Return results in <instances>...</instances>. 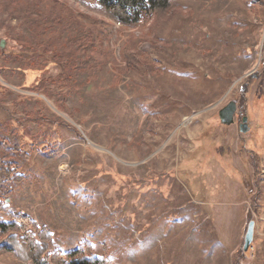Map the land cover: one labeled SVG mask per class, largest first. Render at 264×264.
I'll return each instance as SVG.
<instances>
[{"label": "rangeland", "instance_id": "rangeland-1", "mask_svg": "<svg viewBox=\"0 0 264 264\" xmlns=\"http://www.w3.org/2000/svg\"><path fill=\"white\" fill-rule=\"evenodd\" d=\"M96 6L0 0V221L110 264H264V0Z\"/></svg>", "mask_w": 264, "mask_h": 264}, {"label": "trees", "instance_id": "trees-1", "mask_svg": "<svg viewBox=\"0 0 264 264\" xmlns=\"http://www.w3.org/2000/svg\"><path fill=\"white\" fill-rule=\"evenodd\" d=\"M166 5L168 0H98L96 7L121 22L138 21L143 13L155 12ZM13 171L14 167L0 164V183L12 176ZM8 213L11 220L0 221V231L6 235L0 252L14 251L23 264H110L106 257L93 255L90 244L86 243L66 252L49 254L51 232L24 213L10 210Z\"/></svg>", "mask_w": 264, "mask_h": 264}, {"label": "water", "instance_id": "water-1", "mask_svg": "<svg viewBox=\"0 0 264 264\" xmlns=\"http://www.w3.org/2000/svg\"><path fill=\"white\" fill-rule=\"evenodd\" d=\"M236 111V103L229 101L224 107L218 111V117L222 124L230 125L234 122V114ZM239 130L245 132L247 130V117H242V121L239 123ZM254 231V221L249 220L247 229L244 236L243 250L246 251L252 241Z\"/></svg>", "mask_w": 264, "mask_h": 264}]
</instances>
